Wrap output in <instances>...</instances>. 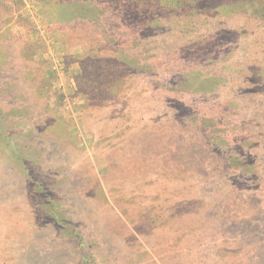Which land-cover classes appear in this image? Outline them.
<instances>
[{"label": "rangeland", "instance_id": "rangeland-1", "mask_svg": "<svg viewBox=\"0 0 264 264\" xmlns=\"http://www.w3.org/2000/svg\"><path fill=\"white\" fill-rule=\"evenodd\" d=\"M0 264H264V0H0Z\"/></svg>", "mask_w": 264, "mask_h": 264}]
</instances>
